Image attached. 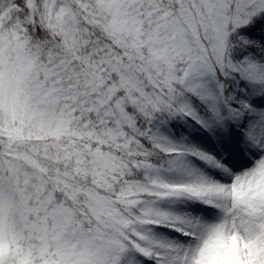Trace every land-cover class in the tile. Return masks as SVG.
<instances>
[{"label": "snow or ice", "instance_id": "1", "mask_svg": "<svg viewBox=\"0 0 264 264\" xmlns=\"http://www.w3.org/2000/svg\"><path fill=\"white\" fill-rule=\"evenodd\" d=\"M0 264H264V0H0Z\"/></svg>", "mask_w": 264, "mask_h": 264}]
</instances>
